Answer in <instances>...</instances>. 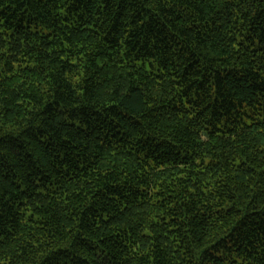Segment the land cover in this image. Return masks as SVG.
<instances>
[{
    "label": "trees",
    "instance_id": "1",
    "mask_svg": "<svg viewBox=\"0 0 264 264\" xmlns=\"http://www.w3.org/2000/svg\"><path fill=\"white\" fill-rule=\"evenodd\" d=\"M0 264H264V0H0Z\"/></svg>",
    "mask_w": 264,
    "mask_h": 264
}]
</instances>
